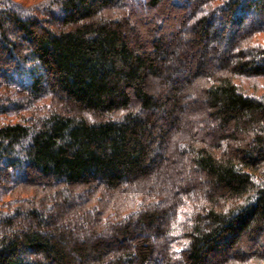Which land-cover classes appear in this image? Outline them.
Here are the masks:
<instances>
[{"label": "trees", "instance_id": "1", "mask_svg": "<svg viewBox=\"0 0 264 264\" xmlns=\"http://www.w3.org/2000/svg\"><path fill=\"white\" fill-rule=\"evenodd\" d=\"M264 264V0H0V264Z\"/></svg>", "mask_w": 264, "mask_h": 264}, {"label": "rangeland", "instance_id": "2", "mask_svg": "<svg viewBox=\"0 0 264 264\" xmlns=\"http://www.w3.org/2000/svg\"><path fill=\"white\" fill-rule=\"evenodd\" d=\"M251 264H261V262L259 263L258 260H253Z\"/></svg>", "mask_w": 264, "mask_h": 264}]
</instances>
